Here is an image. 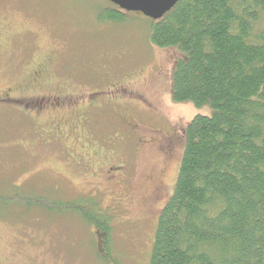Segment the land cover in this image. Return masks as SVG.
Masks as SVG:
<instances>
[{
    "label": "rangeland",
    "instance_id": "obj_1",
    "mask_svg": "<svg viewBox=\"0 0 264 264\" xmlns=\"http://www.w3.org/2000/svg\"><path fill=\"white\" fill-rule=\"evenodd\" d=\"M108 10L106 0H0V90L37 70L44 90L65 86V93L79 96L93 93V82L106 73L134 72L125 80L133 87L147 77L152 85L141 92L155 98L161 117L174 125L170 158L159 176L152 166L157 147L148 146V137L165 122L138 108H106L97 126L111 135L98 140L95 110L89 119L77 116L78 105L29 119L17 107L0 104V195L16 196L13 202L0 196V264H106L97 255L100 232L77 214L57 211L59 204L80 198L104 213L114 264H149L159 211L177 179L183 131L194 117L212 111L171 101V73L180 54L149 42L145 16L120 11L124 19L111 24L100 18ZM152 65L158 79L147 76L158 75ZM127 119L137 125L135 136L122 125ZM93 150L102 157L94 159Z\"/></svg>",
    "mask_w": 264,
    "mask_h": 264
},
{
    "label": "trees",
    "instance_id": "obj_2",
    "mask_svg": "<svg viewBox=\"0 0 264 264\" xmlns=\"http://www.w3.org/2000/svg\"><path fill=\"white\" fill-rule=\"evenodd\" d=\"M124 17L113 5L100 14L111 24ZM147 25L154 47L180 54L171 101L212 111L183 131L177 179L159 211L149 264H264V0H179ZM85 200L65 201L57 211L98 230V258L114 264L110 225Z\"/></svg>",
    "mask_w": 264,
    "mask_h": 264
},
{
    "label": "flooded vegetation",
    "instance_id": "obj_3",
    "mask_svg": "<svg viewBox=\"0 0 264 264\" xmlns=\"http://www.w3.org/2000/svg\"><path fill=\"white\" fill-rule=\"evenodd\" d=\"M150 68L156 70L155 73L158 75L149 73L147 75L148 78H150V76H154L156 79H158V77L160 76L158 69L154 65H152ZM133 74L134 72L132 74L126 73L125 75H121L118 77L117 74L111 75L106 73L105 75H103V77H101V79H99L98 82H93V93H85L84 95L79 96L78 94H74L73 91L65 93V91L67 90L65 86H57L58 88L52 91L44 90L45 84L41 81L43 80L41 78L42 71L37 70L33 72L31 76H28L29 80H17L16 84L2 88L0 90V104L17 107L18 110L29 119L36 118L35 116H38L39 114L63 113L67 110V108L71 107H73L75 110L76 105H78L79 110V114H77V116L83 113L82 116L86 117L87 115L89 119L91 110H95L98 140H106L109 138L108 136L111 135L108 134L106 130L102 132L103 130H101V128L97 126L99 124V121H101V118L104 116L103 113L108 111L106 110V108L115 110V108L117 107V111H124L127 107H134L138 108L146 114L153 116L154 118H161V121L165 123L162 124L159 130L153 132V134L148 137V146L153 145L157 147L158 160L155 161L152 166L157 169V172L160 170V176L162 175L165 169L164 167L166 165V161L170 158L172 149L175 146L173 144V141L176 139L174 125L166 123L164 118L161 117V113L158 112V108L153 101L155 98L153 100H150L149 96L147 97L144 92H141L140 88H146L147 85H152L147 77L137 87H133L132 84H129L128 81H125L129 77H132ZM114 79L121 80L114 81V83L110 81ZM125 82H127L128 84H124ZM105 85H110L109 89L102 90L103 86ZM40 91H44L46 93H40ZM81 97H83V100H81ZM76 101L78 102L76 103ZM60 110L62 112H60ZM75 119L76 118L71 120V123H73V125L75 124ZM122 125H124V127L127 128V130H129L132 134L134 133V130H137V125L132 123L129 119H127V121H123ZM52 126L54 127L56 125ZM71 128L73 127L71 126ZM58 129L63 133L61 127H58ZM128 133H123L122 135L127 137ZM135 135L136 134L134 133V136ZM93 151L97 152L94 159L102 157L97 150ZM93 151L90 154H92ZM109 169L112 170V168L110 167ZM122 176V180L124 181L123 184L125 182H128L126 175L121 173V177ZM122 189H126L125 184L124 186H122ZM125 191L127 192L126 194H124V197L127 199L129 191Z\"/></svg>",
    "mask_w": 264,
    "mask_h": 264
},
{
    "label": "water",
    "instance_id": "obj_4",
    "mask_svg": "<svg viewBox=\"0 0 264 264\" xmlns=\"http://www.w3.org/2000/svg\"><path fill=\"white\" fill-rule=\"evenodd\" d=\"M121 12L138 13L151 21L159 20L173 9L179 0H106Z\"/></svg>",
    "mask_w": 264,
    "mask_h": 264
}]
</instances>
